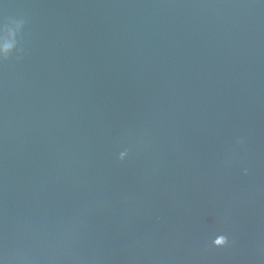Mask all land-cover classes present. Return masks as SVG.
Returning a JSON list of instances; mask_svg holds the SVG:
<instances>
[{"label":"water","instance_id":"95a60500","mask_svg":"<svg viewBox=\"0 0 264 264\" xmlns=\"http://www.w3.org/2000/svg\"><path fill=\"white\" fill-rule=\"evenodd\" d=\"M5 48L0 264H264V0H0Z\"/></svg>","mask_w":264,"mask_h":264},{"label":"clouds","instance_id":"9594fccd","mask_svg":"<svg viewBox=\"0 0 264 264\" xmlns=\"http://www.w3.org/2000/svg\"><path fill=\"white\" fill-rule=\"evenodd\" d=\"M9 55V50L7 48H5L4 50L0 51V57H3V58H7ZM227 243V240L224 236H221L220 237V241H219V244L216 245L214 244L216 247L219 246V247H222L224 246L225 244Z\"/></svg>","mask_w":264,"mask_h":264}]
</instances>
